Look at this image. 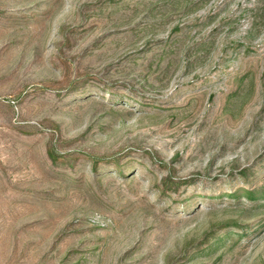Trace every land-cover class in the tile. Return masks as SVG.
Listing matches in <instances>:
<instances>
[{
	"label": "rangeland",
	"instance_id": "1",
	"mask_svg": "<svg viewBox=\"0 0 264 264\" xmlns=\"http://www.w3.org/2000/svg\"><path fill=\"white\" fill-rule=\"evenodd\" d=\"M0 264H264V0H0Z\"/></svg>",
	"mask_w": 264,
	"mask_h": 264
}]
</instances>
